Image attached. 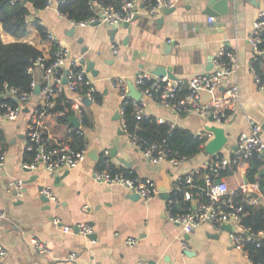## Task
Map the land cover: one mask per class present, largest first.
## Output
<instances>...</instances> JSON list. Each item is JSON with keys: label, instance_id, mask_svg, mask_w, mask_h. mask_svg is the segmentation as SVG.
Instances as JSON below:
<instances>
[{"label": "crops", "instance_id": "crops-1", "mask_svg": "<svg viewBox=\"0 0 264 264\" xmlns=\"http://www.w3.org/2000/svg\"><path fill=\"white\" fill-rule=\"evenodd\" d=\"M206 3V0H177L174 12L159 14L158 17L164 19L161 23L157 22L158 17L140 13V17L127 28L119 26L114 40L108 34L111 27L102 24L77 26L72 31L73 24L59 13L57 0H51L49 6L39 11L41 24L50 28L70 47L72 58L80 61L86 56L95 61V68L99 70L97 76L90 72L97 90L103 94V102H93L85 107L92 120L91 127H83L87 153L98 147L101 158L104 149H109L111 155L112 148L116 147L117 155L130 162L129 167H124L141 179L153 178L157 193L146 200L137 198L123 185L95 180L91 169L100 158L96 161L89 153L81 166L64 175L25 170L22 163L26 154L29 109L39 100V94L34 95L16 120H7L0 114V129L7 139L6 159L4 166L0 167V210L5 211V216L0 218V243L8 250L0 264L250 263L245 253L230 244L228 231L231 226L228 223L218 231L207 220L186 233L182 224L170 220L167 215L175 178L191 170H212L213 155L203 150L175 165L168 160L152 162L141 148L128 139L121 123V98L110 85L111 78L125 77L129 89V82H133L139 71L148 70L156 63L167 65L178 79L205 74L214 69L221 49L227 47L234 50L237 60L230 78L239 90V97L227 120L219 125L225 128L228 137L220 152L232 156L239 134L250 129L249 119L264 122V89L255 83L250 67L253 50L248 41L254 21L264 8V0H228V11L213 16L216 20L214 26L207 24L209 16L204 13ZM2 38L4 42L15 40L7 33H2ZM25 38H30L34 45L48 52L51 42L42 40L35 27ZM166 39L174 40L175 45L168 55H163L160 45ZM112 43L119 46L116 54L111 50ZM83 49L85 52H82ZM118 110L120 119L116 118ZM147 112L156 118L166 117L176 126L189 128L195 135L205 134L207 142L214 137L207 127L218 125L210 117L204 118L196 113L178 114L153 100L149 101ZM54 125L53 135L67 140L58 134L61 127ZM262 138L264 140V130ZM249 160L240 161L232 172L221 177L230 189L243 183H256L245 181ZM111 161L116 165L122 164L112 155ZM34 174L37 178L31 180ZM59 175L63 176L56 181L55 176ZM14 179L24 181L21 194L17 196L11 191L13 186L10 182ZM167 180L171 185L168 198L159 189ZM45 184L53 186L57 201L42 200L40 187ZM250 195L258 200L262 196L260 189L259 193L251 191ZM245 198L249 202L248 194ZM54 218H59L60 223H55ZM81 222L91 224L96 234L94 239L82 234L76 227ZM66 225L74 228L65 231ZM32 238L47 242L48 251L40 253ZM130 239H136V242L130 243ZM72 252L77 254L74 259L70 258Z\"/></svg>", "mask_w": 264, "mask_h": 264}, {"label": "built area", "instance_id": "built-area-1", "mask_svg": "<svg viewBox=\"0 0 264 264\" xmlns=\"http://www.w3.org/2000/svg\"><path fill=\"white\" fill-rule=\"evenodd\" d=\"M177 0H122L121 7L107 4L102 0H90L91 15L82 21H71L75 26L92 25L95 23L106 25L108 27L121 26L126 22H131L137 13H145L152 18H156L161 13L163 6L173 7ZM51 0H48L49 6ZM60 13V12H59ZM28 24L33 21L32 15L26 17ZM215 17L209 16L207 24L214 26ZM48 34L47 41L56 42L57 50L55 51V59L46 64L49 53H45L43 57L37 60L42 74V82L37 81L36 75L30 82L31 91L21 92L18 88L9 86L8 83L0 85V98L16 97L18 104L13 106L10 102L4 100L0 102V114L7 120H16L23 113V108L29 106V101L34 95L39 94V100L29 109V120L26 127L25 140V158L22 167L30 172L44 171L51 174H61L66 170H72L81 166L88 158V144L82 141L83 147L80 149L72 146L69 139L61 140L52 133V125L56 123V118L65 115L67 110L73 111V115L79 118L80 125L74 126L83 130L85 103L83 98L87 97L94 102V93L97 88L92 79L90 72L81 64L77 58H72V51L61 39L56 37L54 32L46 27ZM29 43L34 41L24 38ZM248 41L252 47V58L250 62L251 71L254 76L255 83L261 89H264V78L256 71L253 66L254 59L261 58L264 62V8H262L257 19L254 21L253 30L249 34ZM51 46V44H50ZM50 48V47H49ZM111 50L114 54L119 52V46L115 43L111 44ZM237 56L234 50L223 48L219 51L215 62L214 69L205 74L194 75L190 78L172 79L168 75L157 76L148 70L140 71L134 76V84L141 92V98L135 99V116L138 120L149 117L147 112L150 100L156 101L165 108H169L178 114L196 113L204 118H213V122L222 125L228 118L232 109L235 108L239 97V90L232 82L230 74L234 71ZM29 72H34L33 67L29 68ZM66 78V82L64 79ZM40 84L41 90L35 92L36 86ZM110 85L119 94L121 101L128 94L127 79L125 77H113L110 79ZM181 91H185L181 94ZM201 91L210 92L212 98L205 104L201 103ZM66 92L70 102V108L57 109L56 98ZM122 114V126L126 131L129 140L139 148L154 163H160L168 160L173 165L178 164L184 157L177 158L170 156L165 148L158 142L148 143L132 132L126 130L125 122ZM158 122H168L171 128L176 126L175 122L163 116L157 117ZM250 129L248 132H241L238 137L236 150L232 156H227L217 152L213 155L212 172L206 173L204 179L206 182L205 192L208 201L205 202L200 196L193 197L192 192L185 191V199L193 200L196 209H189L184 213H172L167 209V215L170 220L182 224L186 233H190L201 222L210 220L215 229L223 230V224L231 225L228 231V239L230 244L237 250L248 256L246 244L255 241L260 245V239L264 237V229L255 234L250 227L242 223V215L244 214V206L236 202L235 197L242 194L244 197L249 195V202L258 203V198L250 195L251 191L259 193V185L257 183H243L238 188L230 189L226 181L221 179L217 181L215 176L219 175L222 169L237 166L240 161L249 160L256 157L264 164V140L262 138V124L254 119H249ZM73 129V128H71ZM69 129V130H71ZM199 138H204L203 144L207 142L206 135L198 133ZM102 162L106 166L98 167L94 165L91 169V175L97 181L107 184H118L128 188L131 192L137 193L143 199L149 200L157 193L155 180L151 177L140 178L137 176H129L125 172H114L110 167V150L104 149L102 153ZM6 159V151L0 143V167L4 166ZM201 169L191 170L190 172L178 175L173 183L174 188H180L182 184H188L193 187L194 177L200 173ZM10 185L15 187L18 194H21L24 186L22 179H14ZM51 201H57L53 186L45 184L41 191ZM5 216V211L0 210V218ZM55 223H60L59 218L53 219ZM77 227L84 235L93 233V228L88 222H81ZM74 226H65V231H70ZM130 243L136 242V239H130ZM32 243L40 253L48 251V244L39 238H32ZM185 244V242H184ZM186 245V244H185ZM7 248L0 243V262L7 255ZM76 252H72L71 259L76 257ZM249 258V256H248ZM250 263L254 264L249 258ZM133 264H148L147 261H139Z\"/></svg>", "mask_w": 264, "mask_h": 264}, {"label": "trees", "instance_id": "trees-1", "mask_svg": "<svg viewBox=\"0 0 264 264\" xmlns=\"http://www.w3.org/2000/svg\"><path fill=\"white\" fill-rule=\"evenodd\" d=\"M90 0H57V9L71 21H82L91 15ZM107 4L121 7L122 0H102ZM48 4V0H0V85L8 83L9 86L18 88L21 92L31 91L30 82L36 75L37 81L42 82V70L37 64V60L43 57L45 52L36 45L24 40L25 36L29 34L33 27L38 31V35L42 40L48 39L46 26L41 24L39 13L37 10H43ZM32 15L33 21L28 24L26 17ZM2 33L12 35L15 40L11 42H4ZM264 45V42H262ZM57 43L52 42L48 50L49 57L46 59V64H50L55 59V51L57 50ZM253 66L256 71L264 78V62L261 58H256L253 61ZM33 67L34 72H29V68ZM185 91H181L183 94ZM8 101L13 106L18 104L16 97L0 98V102ZM57 109L70 108V102L66 92H62L56 98ZM94 102L100 104L103 102V94L96 90L94 93ZM121 110L123 111V118L126 130L138 136V138L151 143L158 142L170 154L177 158L184 157L185 159L194 157L203 150L204 138H199L192 130L183 126L170 127L168 122L160 123L156 116L150 115L141 120L135 116V104L132 97L127 96L121 101ZM73 116V111L67 110L65 115L56 118V128H59V136L70 140L72 146L77 149L83 147L82 141H86V135L83 130L74 127L69 121ZM84 121L86 127L92 126V120L88 113L84 112ZM73 128V129H71ZM71 129V130H69ZM0 143L2 148L6 150L7 139L4 132L0 129ZM221 153V152H220ZM250 166L247 171V178L259 185L262 194L257 204L249 203L242 194L235 197L236 202L243 204L244 214L242 215V223L250 227L251 230L257 234L264 229V173L260 174L264 168L262 161L253 157L249 160ZM98 167L106 166L102 162V157L96 164ZM109 167L114 172H125L129 176L136 175L133 171L124 167L123 164L116 165L110 160ZM235 165L227 167L219 172L218 176L214 178H221L223 175L229 174L235 169ZM212 172L211 168L202 169L201 174H196L194 177L193 187L188 184H182L180 188L172 189L170 193L171 203L168 207L172 213H184L190 208L194 209L192 200L185 199V191H190L193 197L200 196L205 202L208 201L206 196V182L204 175ZM248 249V256L254 264H264V237L260 239L258 246L255 241H250L246 244Z\"/></svg>", "mask_w": 264, "mask_h": 264}, {"label": "water", "instance_id": "water-1", "mask_svg": "<svg viewBox=\"0 0 264 264\" xmlns=\"http://www.w3.org/2000/svg\"><path fill=\"white\" fill-rule=\"evenodd\" d=\"M206 1H207V3L205 5L204 13L207 14L208 16H215L216 17V16H220L221 13H226L228 11V0H206ZM175 9H176V6H173V7L163 6L161 8V12L163 14H170V13L174 12ZM36 13H39V10H37ZM139 17H140V14L137 13L133 20H136ZM163 20H164L163 17L157 18V22H159V23L163 22ZM95 24H98V23H95ZM129 24H130L129 22H126L122 26L124 28H127L129 26ZM76 28H77V26L73 25L72 31H75ZM119 29H120L119 26H113L109 29L108 34H109L111 40L115 39V36L118 33ZM125 41H127V36L125 38ZM174 45H175L174 40H172V41H169L168 39L164 40L160 45L161 50H162V54L168 55L171 52ZM82 52H85V49H83ZM80 62L82 64L86 65L87 70L89 72H91L93 76H97L99 74V70L97 68H95V61L91 60L90 58H88L86 56H83L80 59ZM148 70L150 72L158 75V76L168 75L172 79H177V76H175L174 72L167 65L156 63L155 66L150 67ZM64 82H66V78L64 79ZM40 89H41L40 85H37L35 88V92L39 93ZM129 95L135 99H139L141 97V92L136 89V87L134 86L132 81L129 82ZM211 98H212V95L210 92L201 91V103L205 104ZM82 101L86 105H90L92 103V101L87 97L83 98ZM25 110H27V108H25ZM116 118L117 119L121 118V114H120L119 110L116 113ZM210 120L213 121V118L210 117ZM69 121L74 123L76 126H79V121H78V118L76 116L70 117ZM262 127L264 130V122L262 123ZM207 129L214 133V137L206 143L205 151L209 154H215L217 152H220L228 140L227 134L225 132V128L223 126H219V125H211V126H208ZM88 153L91 156V158H93L94 160H96V161L99 160L100 154H99V148L98 147L95 148L94 150H90ZM111 154L113 157H117L119 162L122 163L124 166H127V167L130 166L129 161H127L125 158L117 155V148L116 147L112 148ZM25 170L29 171L28 169H25ZM68 172H69V170H66L62 174L64 175ZM263 173H264V168L261 170L260 174H263ZM63 175L55 176L56 181L59 180V178H61ZM35 178H37V174L32 175L31 180L35 179ZM217 181L220 182L221 179L218 178ZM245 181L248 182V179L245 178ZM42 188H43V186L40 187V189H42ZM159 189L162 192L166 193V196L168 198L169 197L168 191L171 189L170 181L167 180L165 184H163L162 186H159ZM11 191H12V194L14 196H17L18 191L16 190L15 187H12ZM134 194L137 198L140 197L139 194H137V193H134ZM41 198L45 202L49 201V198L44 194L41 195ZM87 236L91 239H94L96 234L91 233Z\"/></svg>", "mask_w": 264, "mask_h": 264}, {"label": "bare ground", "instance_id": "bare-ground-1", "mask_svg": "<svg viewBox=\"0 0 264 264\" xmlns=\"http://www.w3.org/2000/svg\"><path fill=\"white\" fill-rule=\"evenodd\" d=\"M139 14H140V13H139ZM132 21H134V20H132ZM132 21H131V22H132ZM131 22H129V23H131ZM142 71H143V70H142ZM148 71H149V70H148ZM139 72H140V71H139ZM139 72H138V73H139ZM138 73H137V74H138ZM153 74H154V73H153ZM154 75H156V74H154ZM157 76H158V75H157ZM164 76H165V75H164ZM133 84H134V81H133ZM134 86H135V84H134ZM40 87H41V86H40ZM135 87H136V86H135ZM136 89H137V88H136ZM40 90H41V89H40ZM138 91H139V90H138ZM128 94H129V89H128ZM130 97H132V96H130ZM132 98H133V97H132ZM140 98H141V97H140ZM140 98H139V99H140ZM137 100H138V99H137ZM18 103H19V102H18ZM92 103H93V102H92ZM92 103H91V104H92ZM85 105H86V104H85ZM86 106H87V105H86ZM74 116H75V115H73L72 117H74ZM76 117H77V116H76ZM77 118H78V117H77ZM78 121H79V118H78ZM157 121H158V120H157ZM71 123H72V122H71ZM121 123H122V121H121ZM72 124H73L74 126H76L74 123H72ZM261 124H262V123H261ZM79 125H80V122H79ZM84 125H85V121H84ZM76 127H77V126H76ZM83 127H84V126H83ZM122 127H123V126H122ZM262 128H263V127H262ZM125 132H126V131H125ZM128 139H129V138H128ZM25 140H26V135H25ZM205 145H206V144H205ZM141 150H142V149H141ZM142 152H143V150H142ZM143 153H144V152H143ZM111 155H112V154H111ZM111 155H110V156H111ZM212 155H214V154H212ZM99 158H100V157H99ZM193 204H194V209H196V204H195V202H194ZM229 225H230V224H229ZM230 226H231V225H230Z\"/></svg>", "mask_w": 264, "mask_h": 264}, {"label": "rangeland", "instance_id": "rangeland-1", "mask_svg": "<svg viewBox=\"0 0 264 264\" xmlns=\"http://www.w3.org/2000/svg\"><path fill=\"white\" fill-rule=\"evenodd\" d=\"M104 26H106V25H104ZM121 27H123V26H121ZM107 28H108V26H107ZM110 28H108V30H109ZM91 106V105H90ZM87 107H89V106H87ZM88 110V109H87ZM89 112V111H88Z\"/></svg>", "mask_w": 264, "mask_h": 264}]
</instances>
